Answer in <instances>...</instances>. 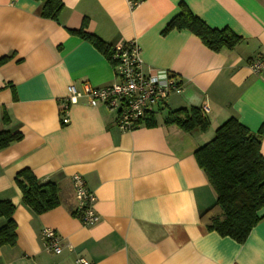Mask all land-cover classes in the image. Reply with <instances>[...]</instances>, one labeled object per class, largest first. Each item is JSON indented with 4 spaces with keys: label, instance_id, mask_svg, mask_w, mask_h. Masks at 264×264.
<instances>
[{
    "label": "crops",
    "instance_id": "0c3cea01",
    "mask_svg": "<svg viewBox=\"0 0 264 264\" xmlns=\"http://www.w3.org/2000/svg\"><path fill=\"white\" fill-rule=\"evenodd\" d=\"M60 2L51 19L40 15L41 2L0 0V132L22 135L0 151V201L15 206L17 235L14 246L0 247V264H264V218L242 244L201 222L216 195L194 157L231 117L253 133L264 127V73L249 68L264 56V0H143L133 9L126 0ZM181 5L240 43L216 53L188 30L163 34ZM83 23L109 47L134 40L146 73L166 71L181 83L180 94L147 114L155 127L120 130L116 111L85 98L69 104L61 125L68 87L119 82L103 54L68 32ZM190 107L204 111L207 131L164 124L168 111ZM24 169L57 186L56 208L36 215L22 203L15 176ZM76 174L95 196L92 227L76 214ZM45 228L57 233L60 255L45 251Z\"/></svg>",
    "mask_w": 264,
    "mask_h": 264
},
{
    "label": "trees",
    "instance_id": "16d2710c",
    "mask_svg": "<svg viewBox=\"0 0 264 264\" xmlns=\"http://www.w3.org/2000/svg\"><path fill=\"white\" fill-rule=\"evenodd\" d=\"M41 2L40 15L56 19L62 8L60 0H34ZM84 25L76 31H68L92 44L111 61L112 47L84 31ZM171 30H188L213 52L232 49L241 39L229 30H213L193 16L184 6L180 13L165 27L163 34ZM6 59L0 60L4 62ZM64 112L61 110V116ZM8 122V117H4ZM166 126H175L185 133L205 132L209 128L208 117L201 108L190 107L170 110L164 118ZM146 128L156 126L153 115H145L139 121ZM61 125L64 124L61 122ZM264 127L253 133L237 119L231 117L214 132L213 138L201 146L194 157L212 187L216 200L204 212L200 220L209 232L230 238L238 244L246 241L251 230L264 218V158L260 152ZM22 139L20 133L0 132V151ZM15 183L22 194V203L36 215L44 214L59 205L58 189L53 183L40 184L28 169L18 172ZM15 206L10 201H0V247L16 244V224L13 221Z\"/></svg>",
    "mask_w": 264,
    "mask_h": 264
},
{
    "label": "built area",
    "instance_id": "2783aa9c",
    "mask_svg": "<svg viewBox=\"0 0 264 264\" xmlns=\"http://www.w3.org/2000/svg\"><path fill=\"white\" fill-rule=\"evenodd\" d=\"M142 1L126 0L131 9L136 8ZM112 50L111 61L119 82L102 88L85 85L82 92H78L72 86L68 87L69 96L61 108L64 112L61 122L64 125L69 122L66 115L69 104L85 98L88 103L101 102L116 111L117 127L123 131H131L140 126L139 121L142 117L160 109L170 94L182 92L181 83L172 74L161 70L145 72L140 49L134 40L116 45ZM249 68L253 74L264 73V56L251 61ZM71 182L80 223L85 227L96 225L99 217L94 209V194L86 187L80 175H73ZM41 239L47 253L55 256L61 254L60 240L53 229H43ZM75 262L88 264L83 258H77Z\"/></svg>",
    "mask_w": 264,
    "mask_h": 264
},
{
    "label": "rangeland",
    "instance_id": "374dc122",
    "mask_svg": "<svg viewBox=\"0 0 264 264\" xmlns=\"http://www.w3.org/2000/svg\"><path fill=\"white\" fill-rule=\"evenodd\" d=\"M160 116H162V117H163V116H164V114L162 113V114H160Z\"/></svg>",
    "mask_w": 264,
    "mask_h": 264
}]
</instances>
